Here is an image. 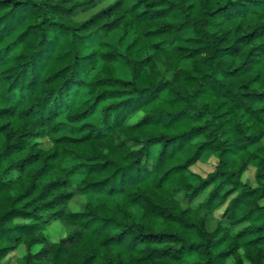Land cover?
<instances>
[{
    "label": "trees",
    "instance_id": "trees-1",
    "mask_svg": "<svg viewBox=\"0 0 264 264\" xmlns=\"http://www.w3.org/2000/svg\"><path fill=\"white\" fill-rule=\"evenodd\" d=\"M22 247L264 264V0H0V264Z\"/></svg>",
    "mask_w": 264,
    "mask_h": 264
},
{
    "label": "rangeland",
    "instance_id": "rangeland-1",
    "mask_svg": "<svg viewBox=\"0 0 264 264\" xmlns=\"http://www.w3.org/2000/svg\"><path fill=\"white\" fill-rule=\"evenodd\" d=\"M116 37H118V38H116ZM112 41L117 43L121 47V50H124V46L126 45V42L122 39V37L119 36V34L114 35ZM42 142H43V146L45 148H49L51 146V142L49 141V139H46ZM217 163H218V158L216 155H214V154L207 155L204 157V159H202L201 162H199L196 166H194L192 168V171L194 173H198L202 176H206L214 170ZM254 174H255V169L250 168V170L245 175V177L249 178L253 181L254 180ZM89 199L92 200L93 202H96V203L101 201V199H99L98 197H94V196H89ZM83 202H84L83 197H77L76 201L73 203L72 206L74 208H77ZM112 202L113 203L116 202V199L112 200ZM50 228H51L49 230L50 235L52 236L53 240L56 241L61 235L62 228L61 227L56 228V224H53V226ZM24 254H25V249H24V247H22L17 252L9 255V257L7 259L3 260L1 264H21L20 259L18 257H21Z\"/></svg>",
    "mask_w": 264,
    "mask_h": 264
}]
</instances>
